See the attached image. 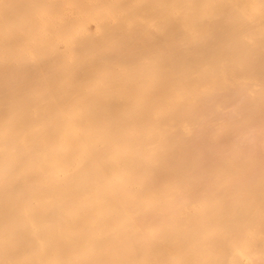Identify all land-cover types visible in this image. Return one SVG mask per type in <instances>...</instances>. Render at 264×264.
I'll return each instance as SVG.
<instances>
[{"label": "bare ground", "instance_id": "obj_1", "mask_svg": "<svg viewBox=\"0 0 264 264\" xmlns=\"http://www.w3.org/2000/svg\"><path fill=\"white\" fill-rule=\"evenodd\" d=\"M11 1L0 264H264V0Z\"/></svg>", "mask_w": 264, "mask_h": 264}, {"label": "rangeland", "instance_id": "obj_2", "mask_svg": "<svg viewBox=\"0 0 264 264\" xmlns=\"http://www.w3.org/2000/svg\"><path fill=\"white\" fill-rule=\"evenodd\" d=\"M0 1H1V0H0ZM6 1H7V0H6ZM10 1H11V0H8V2H10ZM15 1H18V0H15ZM15 1H13V2H15ZM22 1H23V0H22ZM22 1H20V4H19V5L17 4L18 7L21 5V3H24L25 0H24L23 2H22ZM26 1H27V0H26ZM3 3H4V2H3ZM3 3H0V6H1V4L4 5ZM11 3H12V1H11ZM6 4H7V3H6ZM12 4L14 5V4H16V3H12ZM8 5H9V4H8ZM24 5L27 6L28 4H25V3H24ZM4 6H5V5H4ZM10 6H12V5H10ZM10 6H8V7H10ZM28 6H29V5H28ZM28 6H27V7H28ZM2 7H3V6H1V8H2ZM21 7H22V5H21ZM21 7H20V8H21ZM24 7H25V6H24ZM1 8H0V9H1ZM3 8H4V7H3ZM3 8H2V9H3ZM5 8H6V6H5ZM5 8H4V9H5ZM13 8H15V7H13ZM8 9H10V8H7V10L5 9L6 12L8 11ZM15 9H16V8H15ZM21 9H22V8H21ZM25 9H26V8H25ZM17 10H18V8H17ZM19 10H20V9H19ZM1 11H3V10H1ZM10 11H12V9L9 10V12H10ZM28 11H30V10H27V12H28ZM9 12H7V13L4 12V14H6V15L8 14V16L10 15V16L8 17V19H7V17H5L6 15H4V16H3V14L1 15V16H3L2 20H3L4 18H6L5 20H10L9 18H12V19H13V18H14V19L16 18L17 21H16V20H11V23H12V21H13V22L16 21V23L14 22L15 25H17V22H19V21H18L19 18H17V17H19V16L24 17V19L28 20V18H25V17H26L25 15H24V16L21 15V12H23V10H22L20 13H18L19 16H17L18 14H15V13L18 12V11H13V12H15V13H12V12L9 13ZM31 12H32V11H31ZM34 12H36V11H34ZM1 13H2V12H1ZM11 13H12V15H11ZM36 13H37V12H36ZM14 14H15V16H14ZM28 15H30V14H27V16H28ZM31 15H33V14L31 13ZM31 15H30V16H31ZM13 16H14V17H13ZM33 16H35V14H34ZM36 16H37V14H36ZM21 17H20V18H21ZM0 18H1V17H0ZM29 18H30V17H29ZM32 18L34 19V17H32ZM32 18H30V19H32ZM33 19H32V20H33ZM5 20H3L4 23H6ZM21 20H22V18L20 19V22H21ZM26 20H25V21L23 20L24 22L22 21V23H25V22L28 23V22L32 21V20H28V21H26ZM8 23H9V21H8ZM34 23H35V22H34ZM36 23H37V22H36ZM0 24H1V23H0ZM2 24H3V23H2ZM18 24L21 25L20 23H18ZM29 24H30V23H29ZM5 25H6V24H4V27H5ZM15 25H13V26H15ZM32 25H33V22H32ZM35 25L37 26L38 24H35ZM8 26H9V25H8ZM24 26H25V24H24ZM24 26L22 25V28H23L24 30H25V29L28 30V28H30L28 25H27L28 28H26L27 26H25V28H24ZM33 26H34V25H33ZM1 27H2V26H0V29H1ZM4 27H2V29H4ZM9 27H12V26L10 25ZM17 27H20V26H17ZM31 27H32V26H31ZM38 27H39V26H38ZM38 27H36V28H38ZM36 28L34 29V31L36 30ZM6 29H8V28H6ZM12 29H14V28H12ZM20 29H21V27H20ZM20 29L16 30V32H18V31L20 32ZM23 29H21V31H22ZM32 29H33V28H32ZM32 29H30V30H32ZM1 31L4 33L5 29H4V31H3V30H1ZM1 31H0V32H1ZM7 32L9 33V29L7 30ZM7 32H6V33H7ZM19 32H18V33H15L14 31L12 32V30H11V33H12V34H14V33H15L16 35L18 34V35L21 37V38H19V39H20V42H21L22 40H24V41H26V42H21V43H20V42H18V38H17V40H15V41H13V40L11 41V40H10V41H11L10 43H12V42H13V43H15V42L17 43V42H18V43H20L19 46L22 45L23 48L25 47L27 50H29L28 52H25L26 50H25V48H24L25 51H21V49H22L21 47H20V50H19V48H17V50H18L19 52L16 50V51H17V55H18V53H20V51L22 52V53H20V54L18 55V57L21 55L19 59H22V58H23L22 60L25 61V62H23V61L20 62L19 65H22L21 63H23L24 67H25V66L28 67L29 64H32V63H30V62H32V58H29V57H27V55H26V58H28V60L31 59V61L29 60L30 62H27V63H26V60H27V59L24 58V57H25L24 55H25V53H27L28 56H30V54L32 55V50L30 49V47H32V46H36V45H34V43H33V45H30V44H32V42H33V41H31V40H29V43H30V44L27 42L28 40H26V39L28 38L27 35H29V34L24 33V34H26V36H24V35H22L24 31L22 32V34H20L21 32H20V33H19ZM25 32H28V31L25 30ZM31 32H32V31H31ZM11 33H10V34H5V35L2 34V38H3V36H4V38H3L4 40H3L2 38H0V42H1V40H2L3 42L5 41L6 35H9V36L11 35V37H9V38L12 39V34H11ZM29 33H30V32H29ZM31 34H32V33H31ZM34 34H35V32H34ZM16 35H15V36H16ZM13 36H14V35H13ZM22 36L25 37V38L27 37V38H26V39H22ZM36 36H37V35H36ZM29 37H30V36H29ZM34 37H35V36H34ZM34 37H33V35H32V37H31L30 39H33ZM35 38H36V37H35ZM13 39H14V38H13ZM15 39H16V38H15ZM34 40H35V39H34ZM3 42H2L1 44H3ZM6 42L8 43L7 45L10 46L9 42H8V41H6ZM35 42H36V40H35ZM4 43H5V42H4ZM23 43H25L26 45L28 44L30 47L28 48V45H27V46H26V45H23ZM4 45H5V44H4ZM4 45H3V46H4ZM16 45H17V44H15V45L13 44V46H12V44H11L10 47H9V46H5L6 48L9 47L8 49H10V50H8V51H9V54H8V55L10 56V57H9L10 59L15 57V56H14L15 50H14V52H13L12 49H16V47H17ZM14 46H15V48H14ZM0 47L3 48L2 45H0ZM5 47L1 50L2 53L4 52V50H6ZM11 48H12V49H11ZM33 50L36 52L35 49H33ZM10 51L13 52V53L10 54ZM30 51H31V53L29 54ZM34 51H33V52H34ZM23 52H24V53H23ZM4 54H5V53H4ZM12 54H13V55H12ZM22 54H24V55H22ZM33 54H34V53H33ZM11 55H12V56H11ZM15 55H16V54H15ZM0 56H1V54H0ZM34 56H35V55H34ZM2 57H5V60L8 59V58H7L8 56L6 57V55H5V56H2ZM2 57H0V58H2ZM31 57H32V56H31ZM6 58H7V59H6ZM14 59H15V58H14ZM14 59H12V60H14ZM0 60H1V59H0ZM3 60H4V58H2L1 61H3ZM8 60H9V59H8ZM9 61H10V60H9ZM4 62H5V61H4ZM4 62H3V63L1 62V63L3 64V66H4V64H5ZM14 62H15V61H14ZM6 63H8V64H5V67H3V72H4V73H2V74H4V75H5V72H6V74L9 73V74H8L9 76H10L11 73H12L13 76L16 74L15 77L17 78V76H18V78H19L20 76H22V75L24 74V73H23V74L21 75L22 71H21V73H20V72H19L20 70H23V72H24V71L27 72V74H24L23 77H24L25 75H26V76L29 75V74H28L29 72L31 73V71H30L31 68L29 67V69L27 68L28 70H26V69L23 67V65L21 66V69L17 67V68L20 69V70H19V71L17 70L18 72L16 73V72H15L16 70L14 71V70L11 69V67H10V69H9V67H7V66L10 64V62H6ZM12 63H13V62L11 61V65H12ZM24 63H26V64L29 63V64H28V66H27V65L24 64ZM13 64H17V60H16V62L13 63ZM17 65H18V64H17ZM30 66H32V65H30ZM14 67H15V66H14ZM14 67H13V65H12V68H13V69L16 68V67H15V68H14ZM5 68L9 69L8 71L12 70L14 73L11 72V71H10V72H7V69L5 70ZM22 68H23V69H22ZM18 73H20V75H18ZM4 75H3V76H4ZM12 75L10 76V78L13 77ZM1 76H2V75H1V73H0V77H1ZM3 76H2V77H3ZM15 77H14V79H13L14 81H16V78H15ZM28 77H30V75H29ZM10 78H9L8 76H5L4 79H6L7 81H6V80L3 81V80H4V79H3V80H2V83H4V84H1V81H0V85L3 87V88H2V87L0 86V90H3V91H2L3 93H1V91H0V93H1L0 97H3V98H4V97H6V96L9 97L10 95H12L13 98H10V99L7 98V102H11V103H12V100L14 101V96H15V95L17 96V94L13 93L14 96H13V94H10V93H12V92L14 91V89H13V91L10 92V91H11V88H12L13 86H12L11 88H9L10 91L7 92V91H8V87H10L9 84H11V85L13 84V83H9V82H14V81L12 80V78H11V79H10ZM24 78H25V77H24ZM26 78H27V77H26ZM1 79H2V78H1ZM8 79H10V80H12V81H8ZM21 79H22V81H23V78H21V77H20V79H18V80H21ZM25 80H26V79H25ZM29 81H30V80H29ZM6 82H8V85L6 86V89H7V90H5V88H4V87H5L4 85L7 84ZM17 82H18V81H17ZM19 82H20V81H19ZM5 83H6V84H5ZM26 83H27V82H26ZM14 84H15L14 86H16V85L18 84L17 86H18V88H19V85H20V84H22V85H20V86H23L25 83H24V82H23V83H15V82H14ZM28 85H29V84H28ZM28 85H27V86H28ZM25 86H26V85H25ZM14 88H16V89H15V91H16V90H17V87H14ZM26 88H27V87H26ZM19 89H21V88H19ZM22 89H25V87L23 86ZM22 89H21V90H22ZM27 89H28V88H27ZM4 90H5V91H4ZM15 91H14V92H15ZM26 91H27V90L25 89L23 93L26 94V93H25ZM4 92H7V95H4ZM16 92H19V90L16 91ZM20 92H21V93H20ZM20 92L18 93V99H19V97H20L19 94L24 95V94L22 93V91H20ZM28 93H29V92H28ZM9 94H10V95H9ZM2 95H3V96H2ZM16 96H15V97H16ZM25 96L27 97V94H26ZM25 96H24V98H26ZM20 98L23 99V96L20 97ZM3 100H6V99H3ZM8 100H10V101H8ZM16 100H17V99L15 98V102H16ZM23 100H24V102H25V100H27V99H23ZM28 100H29V99H28ZM20 101H22V100L20 99ZM20 101H19V102H20ZM3 102H4V101H3ZM5 102H6V101H5ZM24 102H23V103H24ZM16 103H18V102H16Z\"/></svg>", "mask_w": 264, "mask_h": 264}]
</instances>
